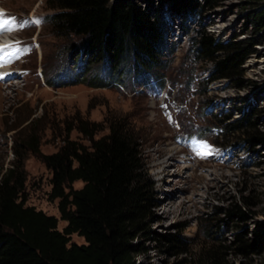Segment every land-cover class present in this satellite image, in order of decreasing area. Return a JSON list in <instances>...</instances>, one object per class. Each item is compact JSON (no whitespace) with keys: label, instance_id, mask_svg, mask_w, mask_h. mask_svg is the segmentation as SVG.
<instances>
[{"label":"rangeland","instance_id":"1","mask_svg":"<svg viewBox=\"0 0 264 264\" xmlns=\"http://www.w3.org/2000/svg\"><path fill=\"white\" fill-rule=\"evenodd\" d=\"M45 1L0 0L6 18L25 24L0 41L26 49L0 64L10 71L0 81L2 171L15 158L13 146L28 135H35L39 155H46L65 141L87 147L81 123L93 139L106 135L112 122L129 123L140 143L147 188L142 229L131 240L140 250L134 264H184L208 253L218 254L220 264H264V142L250 146L238 133L222 141L216 120L223 113H230L229 121L248 114L251 130L264 134V34L251 20L254 7L243 0H218L183 26L165 14V65L159 77L133 74L129 66L112 67L115 74L101 59L75 58L67 46L78 38L51 31L45 17L52 10ZM202 29L219 42L257 40L241 75L209 82L204 94L199 91L210 62L197 61L192 51V39ZM87 64L88 76L96 74L106 86L73 79ZM205 126L208 131L199 135ZM21 162L25 204L58 218L57 199L48 195L50 170L26 149ZM234 206L244 218L226 216ZM64 225L58 219L57 229ZM254 232L258 237L252 243ZM238 234L251 244L245 252L230 247ZM69 239L84 243L75 233Z\"/></svg>","mask_w":264,"mask_h":264},{"label":"trees","instance_id":"2","mask_svg":"<svg viewBox=\"0 0 264 264\" xmlns=\"http://www.w3.org/2000/svg\"><path fill=\"white\" fill-rule=\"evenodd\" d=\"M243 1L254 7L251 20L256 30L264 34V0ZM45 2L46 8L52 10L45 17L51 31L78 38L67 46L76 53L75 58L85 55V63L101 59L115 74L112 67L129 66L133 74L160 77L159 71L165 65L164 16L166 19L167 13H172L183 26L186 18L215 7L218 0ZM255 42H219L205 30L198 31L192 39L194 58L210 62V73L199 92L204 94L209 82L241 75ZM79 72L74 80L91 87L108 84L96 74L88 76V64ZM46 83L52 85L49 80ZM229 119L230 113L216 118L222 141H229L238 133L246 136L250 146L264 142V134L251 130L250 115ZM208 129L205 126L198 134ZM79 131L88 135L87 147L65 141L56 152L39 155L33 134L13 146L14 160L3 171L0 168V264H134V256L140 250L131 240L141 232L147 200L138 138L130 124L121 121L109 124L107 134L96 139L89 135L91 131L84 123L79 125ZM25 149L37 154L50 170L48 195L49 199H57L58 218L25 204L21 162ZM74 181L82 182V186L73 188ZM226 216L244 218V213L234 206L226 209ZM58 219L65 222L61 230L57 229ZM73 233L82 237L84 243L70 242ZM254 236L252 243L257 241L255 232ZM230 247L245 252L251 244L238 234ZM219 260L218 254L208 253L184 264H220Z\"/></svg>","mask_w":264,"mask_h":264},{"label":"snow or ice","instance_id":"3","mask_svg":"<svg viewBox=\"0 0 264 264\" xmlns=\"http://www.w3.org/2000/svg\"><path fill=\"white\" fill-rule=\"evenodd\" d=\"M14 27L23 28L25 27L24 23L16 24L14 19H9L0 14V32H6V31H12ZM22 51L17 47H13L12 45H0V62H10L13 58H18L15 54L20 53L22 54ZM204 147H207V145H204ZM198 155H206L210 153H197Z\"/></svg>","mask_w":264,"mask_h":264},{"label":"bare ground","instance_id":"4","mask_svg":"<svg viewBox=\"0 0 264 264\" xmlns=\"http://www.w3.org/2000/svg\"><path fill=\"white\" fill-rule=\"evenodd\" d=\"M2 12V11H0ZM13 31V30H12ZM12 31H6L8 32L6 35H10L11 33L9 32H12ZM5 32H0V39H5V37L3 36ZM13 34H14V31H13ZM6 40V39H5ZM8 44H15L14 42L11 43V42H7V41H0V45H8ZM3 62H1L0 64H2ZM8 63V62H7ZM4 67V66H3ZM10 71L9 69H5V68H0V81L2 79H5L8 75H9Z\"/></svg>","mask_w":264,"mask_h":264}]
</instances>
